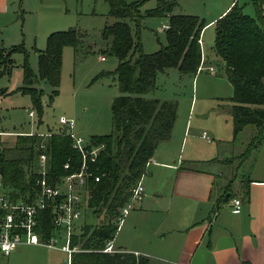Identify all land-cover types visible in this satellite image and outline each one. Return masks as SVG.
I'll return each instance as SVG.
<instances>
[{
	"label": "trees",
	"instance_id": "16d2710c",
	"mask_svg": "<svg viewBox=\"0 0 264 264\" xmlns=\"http://www.w3.org/2000/svg\"><path fill=\"white\" fill-rule=\"evenodd\" d=\"M156 1V6L146 10V14H162L173 5L168 0ZM251 2L254 17L243 13L242 7L234 2L213 24V51L223 61L225 77L232 87L227 106L232 133L235 135L245 126L250 127L244 149L238 155L239 164L264 140L263 0ZM108 4L107 15L116 20L105 24L100 34L102 38L110 39L104 52L117 60L111 73L119 94L110 104L111 132L89 137V144L102 143L104 146L90 164L91 171L99 175V180L88 182L90 194L86 202L91 213L102 214L103 220L98 224L85 222L79 233L71 236L70 243H78L81 250L72 253L70 264H148V258L140 254L126 251L109 253L101 249L115 233V225L109 219L116 216L117 209L127 200L129 189L144 172L156 144L170 137L175 104L146 98L143 94L154 88L156 74L167 68L174 67L180 74H196L201 54L198 39L205 24L194 15L171 14L165 27V44L154 52L143 53L137 36L131 35L124 21L138 16V3L108 0ZM80 42L76 29L67 28L49 33L44 48L35 49L38 78L52 87L49 100L58 86L62 48L70 46L76 50ZM14 51L24 54L22 81L16 90L28 93L32 105L40 111L41 90L35 87L36 76L20 44L0 47V73L8 71L12 64L10 54ZM8 136L12 137L0 139L1 186L12 198L30 201L37 192L34 169L40 137L36 133ZM8 140L12 142L7 143ZM46 150L47 175L51 184L55 178L72 172L80 164V154L71 147L68 136L51 133L46 138ZM67 160L68 168L65 169L62 165ZM230 188L231 184H227L218 202L224 200ZM242 192H245L244 186ZM216 209L217 206L213 211ZM50 221V207L37 212L34 231L40 238L51 234Z\"/></svg>",
	"mask_w": 264,
	"mask_h": 264
},
{
	"label": "rangeland",
	"instance_id": "374dc122",
	"mask_svg": "<svg viewBox=\"0 0 264 264\" xmlns=\"http://www.w3.org/2000/svg\"><path fill=\"white\" fill-rule=\"evenodd\" d=\"M119 1L124 4L138 3V16L124 21L131 35L137 36L143 53L154 52L165 44V27L171 14L194 15L205 24L200 34L203 68L194 77L180 74L174 67L167 68L156 74L154 88L143 96L175 104V118L170 134H179L177 144L182 159L186 160L189 155H197L206 150L210 143L212 153L223 160L211 166L217 180L228 178L237 188V182L254 175V168L257 169L256 166L264 161V140L239 164L238 155L244 149L250 127L245 126L235 135L232 133L227 111L232 87L225 77L223 61L213 51V24H206L217 17L231 0H168L173 5L168 12L162 14L145 13L156 6V0ZM234 2L242 7L243 13L255 16L251 0ZM108 10V0H0V47L20 44L25 49L27 63L36 76L35 87L41 90V110L37 111L29 94L16 90L22 81L21 64L24 54L12 52V64L7 72L0 73L1 131L68 132V128L58 123V117L63 116L73 121L71 131L82 138L84 143L92 135L111 132L110 104L119 91L111 73L117 60L104 52L110 39H104L100 34L105 24L116 20L107 15ZM67 28H75L81 42L76 50L70 46L62 48L58 86L49 100L52 87L38 78L35 49L44 48L45 38L49 33ZM100 56L104 60H100ZM208 66L213 67L212 73L207 70ZM28 111H32L31 116L27 115ZM184 125L186 132L182 136ZM202 132L207 139L201 137ZM11 137L4 135L1 139ZM159 175L165 179L164 172ZM102 218V214L94 215L91 209L84 208L75 221L73 232L78 234L85 222L98 224ZM109 221L113 223L114 218L111 217ZM133 225L130 215L127 216L123 227L115 236V247L135 237L138 238L136 242L141 239V227H138L141 224L136 226L139 229L135 231ZM150 236L153 238L143 242L156 240L154 235ZM64 259V252L43 246H18L8 256L0 254V264H63ZM150 264L170 263L151 259Z\"/></svg>",
	"mask_w": 264,
	"mask_h": 264
},
{
	"label": "crops",
	"instance_id": "0c3cea01",
	"mask_svg": "<svg viewBox=\"0 0 264 264\" xmlns=\"http://www.w3.org/2000/svg\"><path fill=\"white\" fill-rule=\"evenodd\" d=\"M233 3L231 0L206 24H214ZM14 132L33 131L0 130V139ZM185 132L186 125L182 136ZM177 138L179 134H170L156 144L146 162V172L144 168L143 194L115 231L112 246L118 251L146 256L148 264L151 259L170 264H264V161L254 168V175L241 178L235 188L228 178L217 180L211 166L223 160L212 153L210 143L206 150L185 160L180 157ZM161 172L165 173L164 180ZM227 184H231L230 193L218 202ZM234 199L240 202L236 210L232 208ZM129 215L133 230L141 227V239L135 241V232L132 240L115 247V236ZM147 235H154L156 240L143 242L153 238Z\"/></svg>",
	"mask_w": 264,
	"mask_h": 264
},
{
	"label": "built area",
	"instance_id": "2783aa9c",
	"mask_svg": "<svg viewBox=\"0 0 264 264\" xmlns=\"http://www.w3.org/2000/svg\"><path fill=\"white\" fill-rule=\"evenodd\" d=\"M200 49L201 41L198 39ZM100 59H104L100 56ZM202 54H200V63L197 71L202 69ZM207 70L213 72V67L208 66ZM28 116L32 111L27 112ZM58 123L69 129L68 132L58 131L61 135L68 136L71 139V147L80 154V164L72 172L55 178L51 184L48 181L46 161V138L51 133L42 132H14L13 134L30 135L36 133L40 140L37 145L38 153L36 155V167L34 169V183L37 192L32 200L25 201L21 198H12L0 183V253L4 256L10 254L18 245L28 244L43 246L45 248L58 249L65 253L63 264H70L73 252L80 251L79 244H71V236L75 221L79 218L82 210L87 207V198L90 194L88 182H97L99 175L94 174L90 169V164L95 160L98 152L103 149V144H89L83 142L82 138L75 136L71 131L73 121L63 116L58 117ZM201 137L207 139L204 132ZM68 160L62 165L68 168ZM146 166V164H145ZM143 173L138 177L135 184L129 189L127 200L117 209L113 224L115 231L120 227L124 217L132 208L133 204L143 194L142 184ZM85 200V201H84ZM239 200L232 201L234 210L239 207ZM51 208V227L52 232L48 237L40 238L34 231L36 225V214L39 210ZM102 252L118 251L112 246V239L104 243Z\"/></svg>",
	"mask_w": 264,
	"mask_h": 264
},
{
	"label": "water",
	"instance_id": "95a60500",
	"mask_svg": "<svg viewBox=\"0 0 264 264\" xmlns=\"http://www.w3.org/2000/svg\"><path fill=\"white\" fill-rule=\"evenodd\" d=\"M227 196V194H225V196L224 197H226Z\"/></svg>",
	"mask_w": 264,
	"mask_h": 264
}]
</instances>
